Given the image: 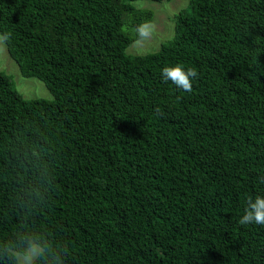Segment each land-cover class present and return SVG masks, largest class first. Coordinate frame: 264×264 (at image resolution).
<instances>
[{"label":"trees","instance_id":"trees-1","mask_svg":"<svg viewBox=\"0 0 264 264\" xmlns=\"http://www.w3.org/2000/svg\"><path fill=\"white\" fill-rule=\"evenodd\" d=\"M137 1L0 0L10 56L54 96L0 72V253L34 232L63 264H264V226L238 223L264 196V0H189L134 56ZM176 64L191 92L162 80Z\"/></svg>","mask_w":264,"mask_h":264},{"label":"clouds","instance_id":"clouds-1","mask_svg":"<svg viewBox=\"0 0 264 264\" xmlns=\"http://www.w3.org/2000/svg\"><path fill=\"white\" fill-rule=\"evenodd\" d=\"M136 33L140 39L146 38L151 34V25L144 23L138 25ZM10 34L0 35V42L7 41ZM139 43V40H137ZM198 77L194 68L185 69L182 65L165 66L161 69V78L167 83L172 84L184 92L192 91V82ZM244 209V214L239 218L240 225H261L264 226V196L257 195L255 198L248 197ZM51 253L54 264H63V259L57 253L51 251L47 239L40 233L27 232L20 233L16 240L6 244L0 255L6 254L13 264H39L42 257Z\"/></svg>","mask_w":264,"mask_h":264},{"label":"rangeland","instance_id":"rangeland-1","mask_svg":"<svg viewBox=\"0 0 264 264\" xmlns=\"http://www.w3.org/2000/svg\"><path fill=\"white\" fill-rule=\"evenodd\" d=\"M138 8L150 9L154 12V20L149 22L151 34L139 43L135 41L128 49L129 55H147L155 53L175 35V17L189 5V0H170L154 2L140 0L135 2ZM1 35V34H0ZM0 72L9 75L15 88L26 99L53 100L54 96L46 85L37 78H25L22 76L16 61L10 56L5 42H0Z\"/></svg>","mask_w":264,"mask_h":264}]
</instances>
